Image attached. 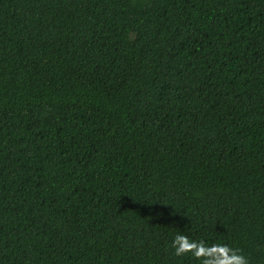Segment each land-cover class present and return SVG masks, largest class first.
Returning <instances> with one entry per match:
<instances>
[{"label":"trees","instance_id":"16d2710c","mask_svg":"<svg viewBox=\"0 0 264 264\" xmlns=\"http://www.w3.org/2000/svg\"><path fill=\"white\" fill-rule=\"evenodd\" d=\"M264 264V0H0V264Z\"/></svg>","mask_w":264,"mask_h":264},{"label":"clouds","instance_id":"9594fccd","mask_svg":"<svg viewBox=\"0 0 264 264\" xmlns=\"http://www.w3.org/2000/svg\"><path fill=\"white\" fill-rule=\"evenodd\" d=\"M173 247L177 256L191 253L196 259L203 257L202 264H247L243 255L237 254L235 250L226 245L205 247L202 243L197 244L182 235H178L173 242Z\"/></svg>","mask_w":264,"mask_h":264}]
</instances>
